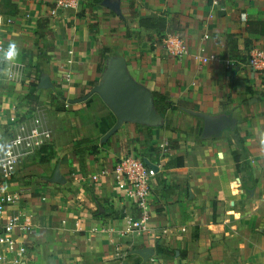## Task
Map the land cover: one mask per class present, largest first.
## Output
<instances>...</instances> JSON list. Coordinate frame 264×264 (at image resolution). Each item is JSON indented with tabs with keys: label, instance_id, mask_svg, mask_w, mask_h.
I'll list each match as a JSON object with an SVG mask.
<instances>
[{
	"label": "crops",
	"instance_id": "obj_1",
	"mask_svg": "<svg viewBox=\"0 0 264 264\" xmlns=\"http://www.w3.org/2000/svg\"><path fill=\"white\" fill-rule=\"evenodd\" d=\"M218 2L82 0L78 11L52 18L51 0H0L11 20L4 48L14 42L18 50L0 71L1 151L12 119L47 130L52 149L47 162L37 149L10 179L0 174L16 195L8 214L33 215L34 264H264V75L248 65L264 48V0ZM142 18L163 19L164 35H180L189 55L169 56ZM119 57L131 80L172 106L165 115L154 107L153 125L125 122L102 142L116 118L97 94L87 96ZM44 77L51 88H41ZM200 115L232 124L206 137ZM138 153L158 168L153 213L147 233L125 236L137 210L111 171ZM57 169L63 184L51 181ZM141 249L153 255L144 261L134 253Z\"/></svg>",
	"mask_w": 264,
	"mask_h": 264
},
{
	"label": "built area",
	"instance_id": "obj_2",
	"mask_svg": "<svg viewBox=\"0 0 264 264\" xmlns=\"http://www.w3.org/2000/svg\"><path fill=\"white\" fill-rule=\"evenodd\" d=\"M50 16L57 18L69 11H78L82 0H51ZM214 0V5H218ZM11 20H5L0 12V56L4 48L3 30ZM207 38V37H206ZM160 45L169 56L185 58L189 55V45L180 35H166ZM210 60H214L211 56ZM4 60L0 58V71ZM248 65L256 72L264 75V48L251 52ZM14 73L10 75L13 77ZM13 132L4 145L0 156V174L4 179H10L16 172L19 161L33 154L44 145L49 138V132L36 125L18 122L14 119ZM111 175L123 199L133 203L137 216H127L129 223L123 235L142 236L147 233L152 217V179L154 172L138 155L122 157L114 166ZM98 181V177H93ZM16 195L9 191L6 183L0 182V264H34L28 244L35 234L37 226L33 215L25 210L16 214H8V206L15 204ZM96 230H93L95 232Z\"/></svg>",
	"mask_w": 264,
	"mask_h": 264
},
{
	"label": "water",
	"instance_id": "obj_3",
	"mask_svg": "<svg viewBox=\"0 0 264 264\" xmlns=\"http://www.w3.org/2000/svg\"><path fill=\"white\" fill-rule=\"evenodd\" d=\"M126 61L123 58H114L110 62V67L105 75L104 81L96 86L89 93V96L97 94L105 105L111 110L116 118L115 126L106 134L102 142H106L113 136L125 122H141L153 125L160 119L155 114L154 100L150 92L138 86L130 79ZM52 85L47 77L41 79V88H51ZM86 98H83L85 100ZM80 101V100H79ZM78 101H73L76 103ZM205 126L203 135L206 137L217 135L228 128L232 122L230 120H220L213 123L209 118L200 115ZM145 163L156 173L158 168L145 159ZM54 183H64L59 169L55 170L51 180ZM135 254L147 261L152 255L151 249L136 250Z\"/></svg>",
	"mask_w": 264,
	"mask_h": 264
},
{
	"label": "trees",
	"instance_id": "obj_4",
	"mask_svg": "<svg viewBox=\"0 0 264 264\" xmlns=\"http://www.w3.org/2000/svg\"><path fill=\"white\" fill-rule=\"evenodd\" d=\"M139 26L142 28H145L146 30L155 31V33H157V35L159 36L158 42H160L165 37L164 31L166 30L167 24L163 19L142 18L139 20ZM102 63H103V61L101 60V62L99 64V70H102ZM153 97H154L155 109L161 115H165L167 112V109L165 107L166 106L171 107L172 104H169L166 101L167 100L166 96H162L158 93H154ZM84 143H89V140L78 141L77 145L84 144ZM172 145H171V147L179 149V145L177 143L172 142ZM92 150L95 152L96 147H92ZM38 152H39V154L46 156V157L41 158V161L43 163L48 161L49 156H52V149L49 145H46V144L41 146V148L39 149ZM232 156H233V160H234L235 165H236L237 173L240 174L242 172V169H243V167H242L243 165L241 163V156H240L238 151H233ZM175 165L177 167L182 166L183 165V159L177 158V163ZM126 264H128V263H126Z\"/></svg>",
	"mask_w": 264,
	"mask_h": 264
},
{
	"label": "clouds",
	"instance_id": "obj_5",
	"mask_svg": "<svg viewBox=\"0 0 264 264\" xmlns=\"http://www.w3.org/2000/svg\"><path fill=\"white\" fill-rule=\"evenodd\" d=\"M17 55V46L14 42H12L9 43L7 49L3 51L2 56H0V58H2L4 61H12L16 58Z\"/></svg>",
	"mask_w": 264,
	"mask_h": 264
},
{
	"label": "rangeland",
	"instance_id": "obj_6",
	"mask_svg": "<svg viewBox=\"0 0 264 264\" xmlns=\"http://www.w3.org/2000/svg\"><path fill=\"white\" fill-rule=\"evenodd\" d=\"M234 137H235V139L238 141L239 140V137H238V135H234ZM1 149H2V147L0 146V156H1V154H2V151H1ZM138 156H141L142 157V155L141 154H137Z\"/></svg>",
	"mask_w": 264,
	"mask_h": 264
}]
</instances>
